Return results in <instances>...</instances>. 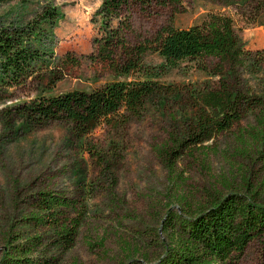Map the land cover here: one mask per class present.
Returning a JSON list of instances; mask_svg holds the SVG:
<instances>
[{"label": "rangeland", "instance_id": "1", "mask_svg": "<svg viewBox=\"0 0 264 264\" xmlns=\"http://www.w3.org/2000/svg\"><path fill=\"white\" fill-rule=\"evenodd\" d=\"M101 0H0V24L30 23L46 5L60 13L53 26L52 66L56 82L33 80L0 91V263L12 247L22 244L23 255L41 264H159L168 245L179 242L181 231L172 217H187L211 202L237 192L264 203V130L257 119L235 123L203 145L181 146L169 156L174 137L185 133L186 121L174 120L178 104L149 103L143 116L118 132L100 125L78 139L70 125L54 121L27 128L8 108L39 92L56 95L72 89L91 90L110 80L107 66L92 61L98 24L93 14ZM174 12L133 9L134 41L153 33L172 17L176 27L198 23L210 10L230 14L246 48H264V0H187ZM79 65L64 66L67 56ZM145 65L165 83L202 82L210 76L200 69L209 60L185 59L166 66L155 52ZM254 91L264 87V62H247L240 73ZM52 191L75 201L70 219L80 224L71 246L49 223L30 216L39 193ZM38 237V240L36 239ZM260 245L250 243L235 264H258Z\"/></svg>", "mask_w": 264, "mask_h": 264}, {"label": "trees", "instance_id": "2", "mask_svg": "<svg viewBox=\"0 0 264 264\" xmlns=\"http://www.w3.org/2000/svg\"><path fill=\"white\" fill-rule=\"evenodd\" d=\"M187 0H101L93 14L98 31L93 38L92 61H100L110 71V80L91 90L72 89L56 95L38 93L27 101H19L8 110L27 128H36L59 121L70 125L71 132L81 139L104 125L118 132L140 119L149 103L165 106L170 100L178 104L171 113L174 120L186 121L182 137H174L169 156L177 158L181 146L195 147L230 129L249 116L257 119L264 130V87L249 88L240 73L247 62H264V48L251 50L234 25L233 17L218 10L208 11L202 20L184 28L176 27L172 17L153 33L135 31L131 12L137 8L152 12L158 7L183 10ZM60 17L54 5H46L30 23L0 24V91L20 87L33 80L43 81L50 75L56 80L53 65L56 59L48 41L52 40L55 20ZM155 52L166 66H176L185 59L209 60L200 69L210 79L202 82L165 83L161 72L145 65L144 57ZM79 65L67 56L64 66ZM71 198L46 191L39 193L30 216L35 223H49L58 229L60 238L71 246L80 222L70 219L68 209H75ZM172 226L182 237L168 245L159 264H235L251 242L260 245L259 263L264 264V203L237 192L211 202L204 210L182 217H172ZM38 240V237H36ZM22 244L12 247L0 264H41L23 255Z\"/></svg>", "mask_w": 264, "mask_h": 264}]
</instances>
